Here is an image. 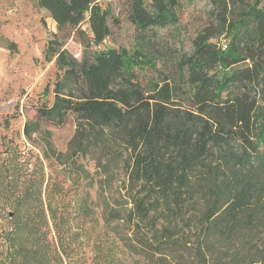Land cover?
I'll list each match as a JSON object with an SVG mask.
<instances>
[{
    "label": "trees",
    "instance_id": "obj_1",
    "mask_svg": "<svg viewBox=\"0 0 264 264\" xmlns=\"http://www.w3.org/2000/svg\"><path fill=\"white\" fill-rule=\"evenodd\" d=\"M103 1L37 0L57 31L43 50L55 63L53 99L35 111L58 125L72 114L75 129L59 153L50 131L28 118L22 148L0 150V264H70L75 218L65 182L78 188L88 175L79 157L93 160L104 203L122 184L127 247L152 264H175L188 245L177 236L185 207L200 213L203 242L212 232L229 240L264 218L262 0H208L189 52L169 43L162 52L157 42L155 28L177 24L180 0H124L131 48L103 46L113 17ZM69 38L79 56L65 48ZM88 211L77 200L75 212ZM100 214L104 227L124 219L107 204Z\"/></svg>",
    "mask_w": 264,
    "mask_h": 264
},
{
    "label": "rangeland",
    "instance_id": "obj_2",
    "mask_svg": "<svg viewBox=\"0 0 264 264\" xmlns=\"http://www.w3.org/2000/svg\"><path fill=\"white\" fill-rule=\"evenodd\" d=\"M262 2L264 4V0ZM103 4L109 5L113 12V17L108 19L111 33L105 38L103 46L131 48L135 33L126 18L124 0H104ZM209 7L208 0H180L176 9L179 15L177 24L155 28L158 47L162 52H165L163 48L168 43L179 51L189 52L191 39L207 21L206 11ZM56 31L49 14L37 8V0H0V150L8 144H17L22 148L26 139L21 130L28 118L37 119L42 130L50 131L57 152H64L67 148L75 129L74 116L68 114L58 125L41 119L34 107L43 100L50 103L53 99L51 89L55 79V63L44 58L43 50L46 41ZM10 42L13 48H9ZM65 48L76 56L80 55V44L71 38L66 41ZM166 55L169 53L166 52ZM154 74L153 70L146 71L145 76L140 73V78ZM48 82L49 93L42 96L43 87ZM34 151L39 153L37 149ZM78 160L88 175L78 188L69 181L65 182L66 187H70L65 200L69 203L71 219L75 218L72 222L74 237L70 244L73 256L70 264H152L133 254L127 247L131 225L124 214L130 204L122 184L117 182L114 189L103 195L108 198L104 203L96 192L93 160L89 157H79ZM81 198L87 200L89 216L75 212L77 200ZM103 204L120 209L124 219L111 220L104 227L100 218ZM181 212L184 220L180 222L182 228L177 236L181 243L188 245L179 248L175 264H264V218L258 226L248 223L240 234L229 240L212 232L203 242L198 227L200 213L192 207H185ZM140 227L144 229L148 226L143 222ZM198 244L203 247L201 251H198ZM156 264L166 262L160 260Z\"/></svg>",
    "mask_w": 264,
    "mask_h": 264
}]
</instances>
